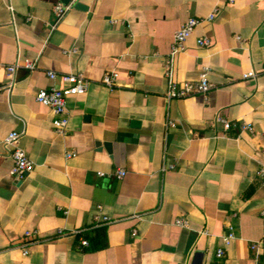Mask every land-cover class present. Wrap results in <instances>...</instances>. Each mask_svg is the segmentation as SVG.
<instances>
[{"label":"crops","instance_id":"1","mask_svg":"<svg viewBox=\"0 0 264 264\" xmlns=\"http://www.w3.org/2000/svg\"><path fill=\"white\" fill-rule=\"evenodd\" d=\"M59 3L70 9L57 21ZM214 11L175 59L179 82L208 65L212 88L169 100L175 32ZM205 36L211 44L199 45ZM28 59L34 70L8 75ZM263 64L264 0H0V264H264V243L259 261L251 250L264 242V73L242 76ZM107 71L119 74L115 90L101 82ZM70 73L90 84L68 99V132L58 134L36 93ZM219 117L255 132L226 130ZM12 131L35 164L23 178L11 175ZM98 229L106 247H83ZM28 230L40 237L24 255Z\"/></svg>","mask_w":264,"mask_h":264},{"label":"built area","instance_id":"2","mask_svg":"<svg viewBox=\"0 0 264 264\" xmlns=\"http://www.w3.org/2000/svg\"><path fill=\"white\" fill-rule=\"evenodd\" d=\"M70 9L69 5H63L62 3L57 4L54 7V14L56 20H60L66 12ZM215 17V11L211 13L207 18H189L176 32L174 35L172 47L170 53L168 54L164 66L165 75L168 81V89L166 96L169 100L186 98L195 94L206 95L212 88L209 75L210 67L204 65L199 75L197 81H183L179 82L175 77V59L176 56L186 50V43L188 38L194 33L197 26H199L206 19L212 20ZM30 19V17H29ZM238 38H241L238 36ZM198 43L201 46H209L211 44V39L207 36L198 39ZM78 49H76L77 51ZM24 67L28 70H34L36 68V61L26 60L23 64L16 63L14 65L7 66V72L9 76H12L17 68ZM264 73V64L261 70H249L245 72L242 76L243 78H254L259 74ZM50 78H55V72H48ZM119 74L116 71H107L103 75L101 82L108 87L110 90H115L118 86ZM64 81L63 87L52 86L50 88H40L36 93V99L39 103L51 108L55 118H54V128L55 132L58 134H66L68 132L70 115L67 108V101L71 96L83 95L87 92L90 81L83 74H66L62 76ZM10 87V84H9ZM219 122L223 123L224 128L229 130L232 126H236L239 132H255V127L252 123L241 122L239 124H233L229 119L219 117L217 119ZM168 125L173 126L174 122L169 121ZM4 143L10 149V157L13 160V167L11 169V175L17 178H23L26 174L30 173L34 169V162L28 156L27 152L21 145V134L17 131H12L5 138ZM264 153V146H263ZM76 152H68L67 158L73 157ZM127 171L125 169H118L114 175L118 179H123ZM257 175L264 181V161L261 162L260 167L257 170ZM99 221H109V216H103L102 218L97 217ZM176 224L182 227H188L189 221L180 217L176 219ZM77 232V231H76ZM57 233L63 234V230L59 229ZM132 234L135 236L137 234L136 230H133ZM40 232L39 230H28L24 233L21 245L22 252L24 255H28L31 250V246L39 241ZM235 232L232 228L224 236L225 245L228 246L231 241L235 238ZM82 245H88L87 239H83ZM264 242L262 240L255 241L251 244V250L254 252L255 260L259 261L261 256V248ZM217 256L223 257L225 255V249L219 248L217 250Z\"/></svg>","mask_w":264,"mask_h":264},{"label":"trees","instance_id":"3","mask_svg":"<svg viewBox=\"0 0 264 264\" xmlns=\"http://www.w3.org/2000/svg\"><path fill=\"white\" fill-rule=\"evenodd\" d=\"M85 238L88 240L89 244L87 246H82L90 251L102 249L107 245L105 229H98L95 235H86Z\"/></svg>","mask_w":264,"mask_h":264},{"label":"water","instance_id":"4","mask_svg":"<svg viewBox=\"0 0 264 264\" xmlns=\"http://www.w3.org/2000/svg\"><path fill=\"white\" fill-rule=\"evenodd\" d=\"M76 8H79V9H85V6H84V4H82L81 2H78V3L76 4Z\"/></svg>","mask_w":264,"mask_h":264}]
</instances>
